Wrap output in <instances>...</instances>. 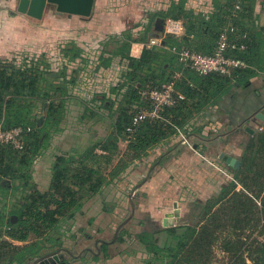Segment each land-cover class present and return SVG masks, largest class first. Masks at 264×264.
<instances>
[{
  "label": "trees",
  "instance_id": "obj_1",
  "mask_svg": "<svg viewBox=\"0 0 264 264\" xmlns=\"http://www.w3.org/2000/svg\"><path fill=\"white\" fill-rule=\"evenodd\" d=\"M256 1L214 0L216 10L205 15L196 13L194 9H186L185 1L179 0L168 10L152 13V17H172L184 22L186 34L167 35L166 46L186 47L212 54L221 32L230 28V17H234L230 8L241 3L242 9L239 10L238 17L233 18L234 31H229V39H234L239 44L244 43L247 47L243 51L235 49L231 55L246 60L252 67L264 69V42L257 40L252 34L244 37L246 28L238 23L241 17L251 18ZM190 33L203 36L200 46L193 45L194 42L188 36ZM126 45L122 42L115 53L129 62L124 74L125 81L117 87V90H121L126 85L127 90L118 103L108 99V109L110 115L115 117L117 134H133V138L122 155L119 168L112 173L113 176L125 171L135 159L148 155L150 148L170 140L179 133L178 128L189 137L200 135L197 134L198 126L194 117L200 113L204 104L211 97H220L229 91L232 84L246 86L257 75L256 70L250 66L235 70L232 76L219 73L200 75L189 68L183 70L178 55L166 48L146 47L141 56L135 58L129 56ZM61 52L66 59L73 61L82 54V49L75 43H70L62 47ZM227 54L230 55V52ZM107 63L104 62L106 65ZM48 67L45 58L32 59L31 62L20 65L0 60V123L4 128H32L24 137L23 148L0 143V227L7 224L8 236L24 242L14 244L8 240H0V257L8 264H26L29 258L57 247L64 238L74 237L70 233V221L82 210L85 199L98 194L105 183L102 172L93 167L94 163L100 162L99 155L95 152L99 143L91 146L83 155L70 152L57 156L52 167L53 183L48 190H40L33 180L34 161L50 146L53 135L62 130L61 122L66 110L64 96L78 82V71L67 78L64 67L57 77H53ZM178 70H182L183 75L176 82L177 100L172 106L161 110V117L168 118L170 122L146 119L134 128L133 113L142 106L150 105V100L140 94V89L160 87L172 81ZM60 79L62 81L55 83ZM202 86L207 92L204 101L199 91ZM210 88L213 90H209ZM197 97L202 101L196 103ZM94 98L97 99L98 94ZM48 100L47 115L41 123L39 114L34 111L44 108ZM106 104L107 101H102L99 107H105ZM94 115L97 114L92 112L91 116ZM117 140L116 135L114 140L110 139L103 145L108 149L107 163L119 152ZM249 147L255 149L253 158L262 160L263 165L253 169L243 163L234 175L243 187L241 190H237V183H233V195L230 196L229 185L221 195L198 206L194 204L192 221L187 223L158 230L145 229L136 233L122 229L117 243L130 241L129 245H132L124 252L129 256L140 254L141 264H214L216 250L220 248L228 255L224 264H264V211L262 209L260 215L261 207L257 202L264 190V128L257 131ZM253 170L260 178L256 189L248 183L249 173ZM7 179L11 180L10 185L5 183ZM13 215L17 218L13 219ZM100 246L102 256L93 254L89 259H82L90 263L110 258V243L102 242Z\"/></svg>",
  "mask_w": 264,
  "mask_h": 264
},
{
  "label": "crops",
  "instance_id": "obj_2",
  "mask_svg": "<svg viewBox=\"0 0 264 264\" xmlns=\"http://www.w3.org/2000/svg\"><path fill=\"white\" fill-rule=\"evenodd\" d=\"M184 1L186 9H194L196 13L209 15L216 10L214 0ZM178 2L179 0H96L89 17L61 14L56 8L47 7L43 18L37 19L18 10L20 0H0V60L20 65L31 62L32 59L45 58L53 77H57L64 67L67 78L78 71V82L64 96L66 110L61 122L62 130L53 135L50 146L35 159L32 166L35 184L40 190L46 191L53 183L52 167L57 156L70 152L83 155L91 146L99 143L95 152L99 155L100 162L94 163L93 167L102 172L105 183L98 194L85 199L82 210L69 223L73 228L70 233L74 234L70 238L76 246L81 244L83 238H91L87 229L93 222H96L97 234H102L107 233L119 219L118 225L124 221L126 214L131 211L130 193L144 180L136 193L134 219L139 224L136 232L166 228L164 220L174 212L175 202H178L180 215L175 217L173 226L192 221L194 212H189L190 215L185 212L188 203L198 206L221 195L229 185L230 196L233 195V183H237V190L243 188L234 177L243 163L253 169L263 165L262 160L253 158L255 149H250L249 143L257 131L264 128V122L253 117L264 102V69L249 65L257 72L249 84H232L229 91L220 97H211L200 113H195L194 121L198 126L197 134L200 135L189 137L178 128L179 133L170 140L150 148L148 155L135 159L118 175H112L119 168L125 150L119 149L112 156L111 162L107 163L108 149L103 145L110 139L114 140L116 135L118 144L120 138L127 136L117 134L115 117L110 115L108 109V99L116 103L122 99L127 86L121 90H117V87L125 81L124 74L129 63L126 58L115 53V50L124 42L129 56L138 58L146 48L145 43L152 37H158L161 44L153 47H163L175 53L171 50L172 47L166 46L165 40L167 35L175 34H166L164 31L166 20L172 17L153 18L152 13L168 10ZM240 9L241 3L230 8L235 18ZM234 17H230V27H233ZM239 19L238 23L248 33L244 37L252 34L254 38L264 42V0L256 1L250 19ZM178 20L183 22L182 19ZM183 26L182 32L176 36L186 34L184 22ZM188 36L194 46L202 44V35L190 33ZM107 42L109 43L106 44ZM70 43H75L82 49V54L73 61L66 59L61 52L62 47ZM229 52L231 55L234 50L230 49ZM104 62H108L107 65ZM60 81L62 79L55 83ZM199 91L204 101L207 95L205 87H199ZM95 94H98L97 99L94 98ZM49 101H46L44 108L34 111L39 114V119L43 118L41 123L46 118ZM102 101H107L105 107H99ZM199 101L202 100L197 97L195 102ZM92 112L97 115L91 116ZM154 119L170 122L165 117L152 120ZM182 134L187 136L193 147L184 143ZM195 145L197 148H194ZM213 150H216L215 155ZM222 152L240 160L239 168L221 163L219 155ZM88 165L91 166L90 163ZM150 172L151 175L147 178ZM259 179L254 170L250 171L248 183L253 189L258 186ZM5 183L10 185L11 180L7 179ZM263 198L264 190L257 199L261 207L260 215L262 209L264 211ZM8 201H11V194L8 195ZM194 209L191 207V211ZM6 227L5 223L0 227V240H8L14 244L24 243L8 236ZM99 239L102 238H97ZM0 264L8 263L0 257Z\"/></svg>",
  "mask_w": 264,
  "mask_h": 264
},
{
  "label": "built area",
  "instance_id": "obj_3",
  "mask_svg": "<svg viewBox=\"0 0 264 264\" xmlns=\"http://www.w3.org/2000/svg\"><path fill=\"white\" fill-rule=\"evenodd\" d=\"M184 29L183 22L178 19L169 18L165 22L166 34H180ZM229 31H234L233 27L226 28L219 36L216 49L212 54H205L188 48L172 47L183 66V70L189 68L196 71L200 75H208L211 73H219L223 75H231L235 70L249 67V63L236 56L228 55L230 49H246L247 45L239 44L229 39ZM161 40L158 37L150 38L146 43V47L160 45ZM183 75V71H176L172 81L162 84L156 88L140 89V94L150 100V105H145L137 109L133 113L132 123L137 128L144 120L161 117V110L165 107L172 106L177 100L176 82ZM32 131L31 127L15 126L4 128L0 123V143H6L15 148L24 147V137ZM133 138V134L120 138L119 148L126 150ZM184 143L193 147V144L182 134Z\"/></svg>",
  "mask_w": 264,
  "mask_h": 264
},
{
  "label": "water",
  "instance_id": "obj_4",
  "mask_svg": "<svg viewBox=\"0 0 264 264\" xmlns=\"http://www.w3.org/2000/svg\"><path fill=\"white\" fill-rule=\"evenodd\" d=\"M96 0H20L18 10L22 13H25L31 17L42 19L45 13V10L50 5H54L57 12L61 14H69V15H78V16H84L89 17L92 12L95 5ZM254 119L264 122V102L259 106L256 113L254 114ZM43 118L39 119V122H41ZM248 130H251V128H248ZM194 148H197L195 145ZM219 160L224 165H229L235 168H239L240 166V160L233 157L232 155L222 152L219 155ZM223 165V166H224ZM152 172V171H151ZM151 172L147 175V178L151 175ZM145 178V179H147ZM145 181V180H144ZM140 182L137 184L133 190L130 193V204H131V211L129 216L122 221L115 231V236L112 240L108 241L105 239H99L96 241V248L97 252L94 251L92 247H88L85 249H82L80 252L76 253L74 249H70L67 247H63L58 251H50V252H43V254H40L39 256H36L34 258H29L26 264H57V261L61 258L64 259L65 255H68L69 259H81L82 257H88L89 254H100L102 252V248L99 245V243L105 242V243H111L117 240L121 229L134 217L135 211L137 208L136 204V193L137 190L140 188V186L144 183ZM180 215V208L178 207V202L174 203V212L170 214V218H166L164 220V226H173L175 221V217ZM13 219H16L17 216L13 215ZM62 244V242H60ZM61 251V252H60ZM65 254V255H64Z\"/></svg>",
  "mask_w": 264,
  "mask_h": 264
},
{
  "label": "rangeland",
  "instance_id": "obj_5",
  "mask_svg": "<svg viewBox=\"0 0 264 264\" xmlns=\"http://www.w3.org/2000/svg\"><path fill=\"white\" fill-rule=\"evenodd\" d=\"M50 8H55L54 5H50ZM216 154V150H213V155ZM192 203H188V205H186V215H190L189 212H193V210L191 211V206ZM129 216V213L126 214V217ZM136 219H134V217L122 228V229H127V231L129 233H136V230L139 226V224L135 221ZM104 221V220H103ZM120 222V219L117 221V223L112 224V228L109 229V231L107 233H102V234H97L96 231V222H93V225L88 227V231L91 234V238H83L81 244H79L78 246H76L77 252H80L83 248L85 247H92L94 249L95 252H97V248L95 246L96 244V240L97 238H102L105 240H112L115 236V231H116V227L118 225V223ZM71 231L73 232V228L71 227ZM81 236V235H80ZM128 242V243H127ZM126 243H117V241L115 242H111L110 243V258L107 259H103L99 262H90L87 263L85 260L81 259H70V264H141L139 259L141 256L140 254L138 256H129L127 255L124 251L128 250L129 248H131L132 245H129L131 242L127 241ZM64 244L66 246H72L73 242H72V238L70 237H66L64 238ZM65 255V254H64ZM93 255V253L89 254L88 257L86 258H91ZM99 255H103V253L101 252ZM65 258H68V255H65ZM228 260V255L226 252L222 251L221 249H217L216 250V258L214 261V264H224L226 261Z\"/></svg>",
  "mask_w": 264,
  "mask_h": 264
},
{
  "label": "flooded vegetation",
  "instance_id": "obj_6",
  "mask_svg": "<svg viewBox=\"0 0 264 264\" xmlns=\"http://www.w3.org/2000/svg\"><path fill=\"white\" fill-rule=\"evenodd\" d=\"M63 247H67V248H70V249H74V248H76V245H72V246H66L65 244H64V241L62 242V244H59L57 247H55V248H53V249H51V250H47L46 252H50V251H58V250H60L61 248H63ZM85 249V248H84ZM61 252V251H60ZM75 252L76 253H78L77 252V249L75 250ZM83 258V257H82ZM66 262H70V260H68V258H64V259H60V260H58L57 261V264H64V263H66Z\"/></svg>",
  "mask_w": 264,
  "mask_h": 264
}]
</instances>
